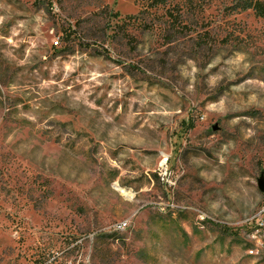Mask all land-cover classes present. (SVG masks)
<instances>
[{
	"label": "rangeland",
	"instance_id": "obj_1",
	"mask_svg": "<svg viewBox=\"0 0 264 264\" xmlns=\"http://www.w3.org/2000/svg\"><path fill=\"white\" fill-rule=\"evenodd\" d=\"M237 1L0 0V264H264Z\"/></svg>",
	"mask_w": 264,
	"mask_h": 264
},
{
	"label": "trees",
	"instance_id": "obj_2",
	"mask_svg": "<svg viewBox=\"0 0 264 264\" xmlns=\"http://www.w3.org/2000/svg\"><path fill=\"white\" fill-rule=\"evenodd\" d=\"M160 5H166V0H149L147 8H155ZM234 9H239L240 11L252 10L256 16L264 19V2L261 0H240L234 4Z\"/></svg>",
	"mask_w": 264,
	"mask_h": 264
},
{
	"label": "water",
	"instance_id": "obj_3",
	"mask_svg": "<svg viewBox=\"0 0 264 264\" xmlns=\"http://www.w3.org/2000/svg\"><path fill=\"white\" fill-rule=\"evenodd\" d=\"M258 185H259L260 190H261L262 192H264V185H263V180H262V179H260V180L258 181Z\"/></svg>",
	"mask_w": 264,
	"mask_h": 264
},
{
	"label": "built area",
	"instance_id": "obj_4",
	"mask_svg": "<svg viewBox=\"0 0 264 264\" xmlns=\"http://www.w3.org/2000/svg\"><path fill=\"white\" fill-rule=\"evenodd\" d=\"M57 44H58V41L56 40V41H55V45H57Z\"/></svg>",
	"mask_w": 264,
	"mask_h": 264
}]
</instances>
